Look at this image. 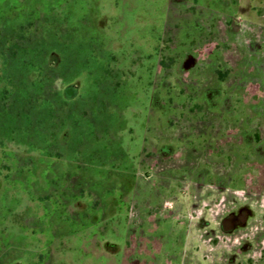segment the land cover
Returning a JSON list of instances; mask_svg holds the SVG:
<instances>
[{
    "label": "rangeland",
    "instance_id": "rangeland-1",
    "mask_svg": "<svg viewBox=\"0 0 264 264\" xmlns=\"http://www.w3.org/2000/svg\"><path fill=\"white\" fill-rule=\"evenodd\" d=\"M201 13L214 19L210 48L197 46L208 62L189 70L193 60L178 62L179 24ZM15 44L14 86L4 55ZM259 83L264 0H0V264H264ZM237 130L255 161L222 152ZM198 133L218 153L198 152ZM206 160L213 180L201 185L190 176ZM245 210L244 229L222 233L226 213ZM178 215L190 232L183 248L147 256L138 227Z\"/></svg>",
    "mask_w": 264,
    "mask_h": 264
},
{
    "label": "flooded vegetation",
    "instance_id": "flooded-vegetation-1",
    "mask_svg": "<svg viewBox=\"0 0 264 264\" xmlns=\"http://www.w3.org/2000/svg\"><path fill=\"white\" fill-rule=\"evenodd\" d=\"M197 4L198 3H194V2H188V3L186 2L185 5L186 6L190 5V6H188L187 9H191L192 12H194L197 9ZM185 8L186 7H182V9H185ZM221 18H219V20ZM236 19L237 18L235 16H232L231 23H230L231 28L232 29L234 28L235 30L238 29V27L235 25ZM213 20L214 19H212L210 21V18L205 17V16L203 17V14L201 13V14H199L198 18L197 17L195 18V22H192L191 20H189L188 22H186L183 25L179 24L180 29H179L178 39H177L178 40L177 41L178 42V44H177L178 62H179L180 58H182V57H184V58L187 57V59H189V61L193 60L191 65H188L186 67L187 69L190 70V69H193L194 67H196L197 70L199 69V71H203V69L205 67V62H208L206 59V55H207L206 51H205L206 49L200 50L201 49L200 47L205 46L204 48H206V46H209V48H210V46H211V40L210 39H211L212 32H213ZM225 21H226L225 24L228 28L230 19L225 17ZM181 30H184L186 34L184 35V33ZM159 37H161V35H159ZM161 38H160V40H161ZM184 38L187 41H185ZM162 41H163V39H162ZM207 43H209V45H207ZM156 57H157V55H156ZM184 60H186V59H184ZM156 62H158L157 59L155 61V64H156ZM160 62H162L161 66H164L162 59ZM176 64L174 66H176ZM183 66H184V64H183ZM176 68H177V66H176ZM189 70L187 72H189ZM254 87L258 90L260 88L264 89V83L255 84ZM263 103H264V97H263ZM257 105H255L256 106L255 107L256 113L254 112V114H251L252 119H254V120L260 118V116H261V113L259 112V107ZM243 115L244 116L246 115V117H250L249 114L243 113ZM243 132L244 131L237 130L236 132L233 131L231 133L232 135L226 134L227 138L230 137V139H231V140H229V139L226 140L227 143L230 145L231 149L225 148L222 152H224L226 158L231 157V159L236 160L238 162H240L241 158H243V157H248V158L255 161V159H258V158H256L257 156L254 154L255 153L254 149L256 148V146L255 145L251 146V145L245 144L246 143V141H245L246 137H245V134ZM206 136H207L206 133L195 134L194 138H193L194 148L198 152H202V153L204 152L205 153L204 156L206 158H211V155L218 153L219 150L218 149H217V151L213 150L212 145L208 144L209 141H211V139L207 138ZM260 136H261L260 131L253 133L252 137L254 138V140H255V138L259 139V141L255 140L254 141L255 143H257V144L260 143V141H261ZM209 137H211V136H209ZM228 153H232V154L230 155ZM258 160L260 161L258 166H260V165L263 166L264 165V158L262 160H260V158H259ZM208 162L209 161L206 160L196 171H194V173L190 176L191 177L190 179L200 182L201 185L206 184L209 181H212L213 179L211 178L210 175L206 176L205 173L202 172L203 169L208 168L207 165L210 166V164ZM231 162H233V165H234V163H237L234 161H231ZM206 163H208V164H206ZM226 165H228V162H226ZM257 167L251 166V168H255V169ZM180 169H181V167L178 168V170H174V171L179 172ZM228 182H231L230 185L233 188L239 186V184H238L239 179L237 177L236 178L231 177V179H229ZM161 211H163V208L161 209ZM246 212H247V210H245V212L241 211L238 214L237 213L227 214L228 213L227 212L225 217L222 219V224H221L222 233H224L226 236L233 237V236L237 235V233L240 230H243L244 226L247 223V219H248V217H247L248 215H246ZM170 213H172V212H170ZM181 217H182L181 215L174 217L175 223H173V224L167 225V223L164 224V222H163V223H158L157 225H153V223H151V225L149 227H147L146 224H141L140 227H138V230L140 229V232H142L141 233V243L145 245V254L147 256L150 253H153L155 251V249L158 253L162 252V254H163V251L165 250V248L173 249L172 251H174V252H177L176 249H178V247H180L179 251L183 248V246L185 244V240H186L185 238L190 232L186 228L188 226V225H186V220H184L186 218V216H183L184 218H181ZM151 222H152V220H151ZM132 228H135V230H137V226H134V224L130 225L129 230H131ZM218 238L220 239L221 236H216V238H211L210 242L212 241V243L219 244L220 240L218 241L217 240ZM241 244L242 243L240 242V245ZM179 251H178V253H179Z\"/></svg>",
    "mask_w": 264,
    "mask_h": 264
},
{
    "label": "trees",
    "instance_id": "trees-1",
    "mask_svg": "<svg viewBox=\"0 0 264 264\" xmlns=\"http://www.w3.org/2000/svg\"><path fill=\"white\" fill-rule=\"evenodd\" d=\"M23 50V48H21L18 44H15V45H13V46H11V47H9V51L11 52V56L10 55H4L5 57H4V72H5V78H6V82H8V83H10L11 85H14L15 86V83H14V79H13V77H11V73H10V68H9V66L11 65L10 63L13 61V59H15L16 58V56L18 55V53H20L21 51ZM17 60V59H16ZM26 58L25 57H23L22 58V60L20 61L22 64H26ZM14 62V61H13ZM41 68V66H39V65H37L36 66V68H35V70H42V68ZM39 72V71H38ZM44 81L45 80H43V78H41V79H39V81L37 82H35V84L34 85H32L31 87H30V90L32 91H34V93H36L37 95H41V92H42V90H43V87H42V84L44 83ZM8 85V84H7ZM27 91H26V93L29 95H32L31 94V92L29 93V89L27 88L26 89ZM37 91V92H36ZM29 95V96H30ZM66 104H68V103H70V102H65ZM1 227V226H0ZM14 227H12V229H13ZM6 229H10V227H3L1 230L2 231H6ZM8 232V231H7Z\"/></svg>",
    "mask_w": 264,
    "mask_h": 264
},
{
    "label": "water",
    "instance_id": "water-1",
    "mask_svg": "<svg viewBox=\"0 0 264 264\" xmlns=\"http://www.w3.org/2000/svg\"><path fill=\"white\" fill-rule=\"evenodd\" d=\"M80 86H81L80 81L68 85L64 90V97L69 101L75 99L79 95Z\"/></svg>",
    "mask_w": 264,
    "mask_h": 264
}]
</instances>
